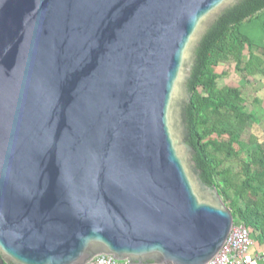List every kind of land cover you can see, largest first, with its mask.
Returning a JSON list of instances; mask_svg holds the SVG:
<instances>
[{
    "label": "water",
    "instance_id": "1",
    "mask_svg": "<svg viewBox=\"0 0 264 264\" xmlns=\"http://www.w3.org/2000/svg\"><path fill=\"white\" fill-rule=\"evenodd\" d=\"M243 0H0V264H208L234 219L188 144L196 52Z\"/></svg>",
    "mask_w": 264,
    "mask_h": 264
},
{
    "label": "trees",
    "instance_id": "2",
    "mask_svg": "<svg viewBox=\"0 0 264 264\" xmlns=\"http://www.w3.org/2000/svg\"><path fill=\"white\" fill-rule=\"evenodd\" d=\"M262 18L264 0H243L218 18L197 49L188 83L192 99L187 107L188 144L195 151L201 180L217 189L234 224H242L260 246H264V133L261 141L256 137L248 144L241 141L240 131L248 127L253 115L247 111L239 88L220 87L224 73L219 74L217 68L234 64L245 76L259 73L264 60L255 53L264 50V34L256 40L243 28L263 22ZM259 29L264 33V23ZM240 152L247 153L241 172L223 170L224 163L237 159Z\"/></svg>",
    "mask_w": 264,
    "mask_h": 264
},
{
    "label": "rangeland",
    "instance_id": "3",
    "mask_svg": "<svg viewBox=\"0 0 264 264\" xmlns=\"http://www.w3.org/2000/svg\"><path fill=\"white\" fill-rule=\"evenodd\" d=\"M263 22H255L249 28H254L256 31L250 33L249 28H243V32L251 37H255L259 40L264 34L261 29L262 23H264V18L261 19ZM258 29V30H257ZM248 32V33H247ZM264 60V50L260 49L255 53ZM244 61L248 60V52L244 54ZM217 72L222 74L223 78L219 81L220 87H230L239 88L242 91L243 97L246 102V109L249 113L253 115V120L248 125L245 130H241V141L248 144L252 137L262 140L264 133V64L261 67L259 73L255 76H245L242 73L236 71L234 64H226L217 68ZM255 100L257 102L255 103ZM251 150L255 147L251 146ZM247 153L240 152L239 157L230 162L224 163L222 166L223 170L229 169L234 174H239L241 172L242 163L246 160Z\"/></svg>",
    "mask_w": 264,
    "mask_h": 264
},
{
    "label": "built area",
    "instance_id": "4",
    "mask_svg": "<svg viewBox=\"0 0 264 264\" xmlns=\"http://www.w3.org/2000/svg\"><path fill=\"white\" fill-rule=\"evenodd\" d=\"M253 247L254 241L248 230L242 224H234L222 249L208 264H257L258 261H264V255L252 253ZM87 264H128V262L119 263L111 256L103 255L93 258Z\"/></svg>",
    "mask_w": 264,
    "mask_h": 264
},
{
    "label": "crops",
    "instance_id": "5",
    "mask_svg": "<svg viewBox=\"0 0 264 264\" xmlns=\"http://www.w3.org/2000/svg\"><path fill=\"white\" fill-rule=\"evenodd\" d=\"M252 253L255 255H264V246H260L258 243L254 242ZM257 264H264V261H258Z\"/></svg>",
    "mask_w": 264,
    "mask_h": 264
}]
</instances>
